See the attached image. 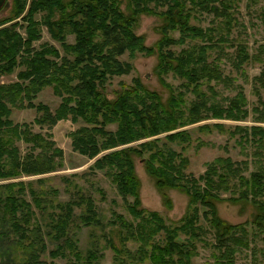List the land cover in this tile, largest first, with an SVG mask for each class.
I'll return each mask as SVG.
<instances>
[{"label": "trees", "instance_id": "obj_1", "mask_svg": "<svg viewBox=\"0 0 264 264\" xmlns=\"http://www.w3.org/2000/svg\"><path fill=\"white\" fill-rule=\"evenodd\" d=\"M120 2L31 0L26 15H22L26 21L23 25L25 35L16 30L13 21L2 24L15 18L25 8L26 0H12L9 9L12 17H0V75L19 68L16 80L0 82V179L48 172L61 164V160L57 162L54 157L62 158V149L54 145L49 135L44 138L40 131H32L27 122H14L10 117L12 107L36 106L42 112V116L34 118L39 124L47 120L53 124L66 117L75 121L80 117L85 123L70 133L73 148L88 157L97 156L90 164L91 171L94 168L104 170L132 216L127 219L118 213L109 220L123 229V244L127 240L136 242L134 249L113 246L116 258L149 259L151 264H191L189 260L196 253V241L204 242V233L207 232L199 222L202 206L201 213L213 229L214 244L210 245L217 247L218 251L212 255L221 257L225 264H233V253L248 248L256 232H264V214L257 213V231L249 232L239 223L231 225L211 214L214 200L220 199L221 191L229 190L228 200L251 201L259 211H264V200L256 197L263 193L264 174L255 170L244 176L233 160L222 156L195 176L184 170L187 156L170 146L168 141H190V132L174 129L203 117H236L238 112L243 113L244 109L239 105L240 86L236 94L227 97L226 104L221 105L212 99L214 91L207 82L230 79L222 73L219 61L232 55V65L240 72L241 64L246 60L261 62L263 67L252 79L264 87V44L258 45L257 53H249L245 43L230 37L236 22V0H126L125 7L129 9L126 13ZM37 9L46 10L43 20L52 36L62 42L64 27L71 24L74 42L64 43V54L51 44L32 46L39 35V21L34 18ZM55 10L61 11V17L51 19ZM142 11L162 18L159 25L161 35L152 45L144 43L143 34L134 32L138 14ZM201 14L211 16L204 26L192 22ZM171 30H177L178 36L171 35ZM184 43L179 51L169 48ZM225 47L233 49L227 52ZM124 50L155 52L159 72L172 70L185 79L183 85L196 96L189 102L186 120L182 119L185 104L179 105L183 101L181 92L175 94L170 87L166 101L156 90L139 83L137 78H134L133 85L116 90L112 99L106 96L102 87H97L102 86L109 76L129 70L130 64L119 58ZM51 83L57 93H67L53 114L46 105L33 101L40 88ZM203 83L211 94L201 89ZM261 103L264 104V99ZM253 108L258 109L259 114L264 112V106ZM260 116L264 119V114ZM108 123H115L116 128L107 129ZM204 126V123L200 124L198 129L204 130ZM250 128L251 134L256 133L259 137L256 147L263 150L264 127L255 125ZM162 132H165V139L157 136ZM138 139L143 140L136 145L128 144ZM18 141L26 142L27 150L21 152ZM133 155L144 156L145 168L154 177L158 189L176 187L188 195V210L177 224L167 223L158 211L140 205ZM24 190V181L0 182V264H45L40 254L45 250L46 238L62 239L61 244L75 258H80L75 240L69 238L67 230L74 218L73 205L82 201H85L84 212L79 218L85 224L98 223L91 196L81 193L75 198L70 195V199L64 201L51 199L47 204L50 198L45 199L33 187L28 188L32 195L30 200L19 195ZM129 195L133 200L128 199ZM32 203L37 206L40 217L33 215ZM45 212L50 217L47 223L42 222ZM50 253H63L60 243Z\"/></svg>", "mask_w": 264, "mask_h": 264}, {"label": "rangeland", "instance_id": "obj_2", "mask_svg": "<svg viewBox=\"0 0 264 264\" xmlns=\"http://www.w3.org/2000/svg\"><path fill=\"white\" fill-rule=\"evenodd\" d=\"M30 1L26 0L25 8L15 18L6 21L2 25H8L13 21L16 23V30L25 35L26 30L23 25L26 24V21L22 15H26ZM125 2L126 0H121L120 7L126 13L129 9L125 7ZM11 6L12 0H9V7L0 12V17H6L7 15L12 17V14L9 13ZM45 11L37 9L34 12V18L39 21L37 24L39 35L33 40L32 46L41 47L43 45L44 47L45 44H51L53 47H57L61 54H64V43L74 42L75 34L71 28L72 26L68 24L64 27V40L62 42V40L52 36L49 32V28L45 20H43ZM60 12V10H55L50 18H60ZM210 18V14H201L198 19H192V22L204 26L208 24ZM235 18L236 22L231 28L230 37L245 43L249 53H257L258 45L260 43L264 44V0H236ZM161 23L162 18L159 15L142 11L138 14L134 32L143 34L144 43L152 45L161 35L159 30ZM169 33L173 36H178L179 34L177 30H171ZM183 46H185V43L172 45L169 48L179 51ZM225 49L227 52H231L233 48L225 47ZM259 54L262 55V53ZM231 57L232 55H230V58H222L219 61L222 73L226 77L228 75L231 80L227 78L220 82L209 80L207 84L212 87L214 91L212 94L204 83L201 85V89L206 94L210 93L212 99L218 101L219 104L224 105L227 102L226 98L234 96L240 86L242 95L239 98V105L244 109L243 113L238 112L236 117H203L197 122L188 123L174 129H186L190 132V141H179V139L168 141L170 146L187 156L188 162L184 170L192 172L195 176L203 173L207 164L222 156H228L233 160L239 167L240 173L244 176L255 170H259V172L264 174V149L259 150L256 147L259 137L256 133L255 135L251 134L252 129L250 128V126L255 125L264 127V119L260 118V115L264 114V112L259 114L258 109L255 110L253 108L264 106L261 103V100L264 99V87L252 79L253 75L257 74L260 68L263 67V64L252 59L246 60L241 64L242 71L240 72L239 69L232 65ZM119 58L121 61L129 63L131 67L123 73L109 76L102 86L100 84L97 86L98 88L102 87L101 89L108 98H114L116 90L127 85H133L134 78H137L138 82L145 87L156 90L163 101H166L169 96L170 87L175 94L181 92L183 101L179 105L181 107L185 104V107L182 108L185 111V113H182V119L186 120L189 102L195 99L196 96L188 89L189 87L183 85L185 79L182 76L172 70L159 72L157 69L158 55L155 52L146 54L137 50L133 52L124 50L119 55ZM18 69L16 68L12 72L0 75V82L16 80L18 78L16 73ZM64 96H67V93H57L51 83L43 85L33 101L35 104L46 105L53 114ZM206 112L209 113L208 111ZM257 114L260 117H257ZM37 115L42 116V112L36 106H25L12 107L10 117L14 122H27L32 131H40L44 138H48L49 135L54 145L62 149V158L59 156L54 157L57 162L61 160V164L52 171L28 175L21 174L14 178L0 179V182L24 181V193L19 195L30 200L32 195L28 188L33 187L39 193H42L45 199L50 198L46 201L47 204L50 203L51 199L55 201L68 200L70 195H72V198L81 193L90 195L91 203L96 207V218L98 219V223L92 221L93 223L85 224L79 218L80 214L84 212L85 201L74 204V218L69 225L67 234L69 238L75 240L74 242L81 255L80 258H75L73 253H70L69 249L61 244L63 242L62 239L55 241L49 238H46V247L41 252L40 258L43 259L45 264H151L149 259L142 261L130 258L119 259L114 255L113 246L134 249L136 242L127 240L123 244L121 241L123 229L118 224L109 223V220L113 218L114 214L118 213L127 219H132V216L126 210L123 198L118 193L117 187L110 180V177L105 175L104 170L94 168V171H91L90 164H93L97 156L88 157L73 148L70 133L80 125H83L85 123L84 120L78 117L77 120L73 121L70 117H66L57 119L53 124L49 123V120L39 124L34 121ZM203 123L206 125L204 130L198 129V125ZM106 127L114 130L116 124L108 123ZM164 135L165 132H162L157 136L165 139L163 138ZM141 140L143 139L134 140L128 144L136 145ZM18 145L21 152L28 148V144L24 141H18ZM182 146L184 147L183 149ZM106 150L101 151V153ZM257 151L259 153H256ZM101 153L99 152L97 155L99 156ZM142 158L144 156L133 155L134 172L139 182L138 196L140 205L147 209L158 211L167 223L177 224L188 210V195L176 187L158 189L155 185L154 177L147 172ZM232 187L234 186L229 188ZM229 195V190H223L219 193L220 199L214 200L211 214L231 225L239 223L246 227L249 232L252 230L257 231L255 229L256 215L257 213L259 215L264 214V211H259L251 201H230L227 199ZM256 197L264 200V189L262 195L259 194ZM128 199L133 200V196L129 195ZM166 199H168L169 205ZM32 209L35 212H33V215L37 214L36 216L40 217L37 206L33 203ZM55 209L57 210V208ZM201 210L202 206L199 213V222L204 225V229L207 232L204 233V242L196 241V253L190 257L189 262L191 264H225V260L221 259V257L217 258V255H212V253H218L217 247L210 245V243L214 244L213 229L205 220V216L203 217ZM33 220L32 217L31 221ZM48 221H50V217L45 212L43 213L42 222L47 223ZM31 224L29 225L31 226ZM45 225L43 224V226ZM44 229L48 228L44 227ZM263 234V231L256 232L252 241L249 242L248 248L236 250L233 253V264H264V238H261ZM59 243L61 248H63V253H58L57 255L50 253L51 250L57 248ZM120 256L123 257V255Z\"/></svg>", "mask_w": 264, "mask_h": 264}, {"label": "water", "instance_id": "obj_3", "mask_svg": "<svg viewBox=\"0 0 264 264\" xmlns=\"http://www.w3.org/2000/svg\"><path fill=\"white\" fill-rule=\"evenodd\" d=\"M9 7V0H0V12Z\"/></svg>", "mask_w": 264, "mask_h": 264}]
</instances>
